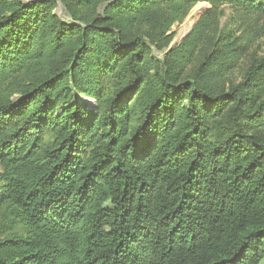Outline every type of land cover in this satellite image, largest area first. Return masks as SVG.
Masks as SVG:
<instances>
[{"label":"trees","instance_id":"1","mask_svg":"<svg viewBox=\"0 0 264 264\" xmlns=\"http://www.w3.org/2000/svg\"><path fill=\"white\" fill-rule=\"evenodd\" d=\"M223 4L264 15V0H0V208L24 227L0 225V264L261 263L264 58L234 79L249 48L218 30Z\"/></svg>","mask_w":264,"mask_h":264},{"label":"rangeland","instance_id":"2","mask_svg":"<svg viewBox=\"0 0 264 264\" xmlns=\"http://www.w3.org/2000/svg\"><path fill=\"white\" fill-rule=\"evenodd\" d=\"M28 2L31 0H20ZM105 3H102L99 8V13L103 12ZM211 4L208 1H201L197 3L190 11L188 16L182 23H176L172 26L168 34L173 33V38L167 46L164 38L157 39L152 44L154 56L163 58L167 51L179 44L186 35L193 28L194 24L204 14L211 11ZM55 13L65 22H73L72 17L59 1ZM215 14L218 20V30L224 34L239 37L240 43L247 45L249 50L247 54L240 61L239 67L235 71L237 81L241 79L244 72L251 65L253 59L264 58V15L256 14L254 12H246L237 5L223 4L216 10ZM75 98L80 102H86L89 105H96L97 100L92 97H86L81 93H75ZM60 108H58L59 110ZM3 171L0 165V173ZM0 225L2 231H8L22 234L24 232L23 224L20 222H12V216L7 206L0 208ZM260 264H264V259Z\"/></svg>","mask_w":264,"mask_h":264}]
</instances>
